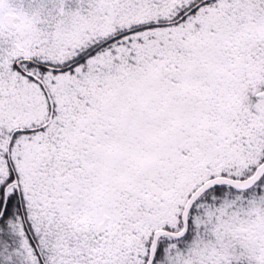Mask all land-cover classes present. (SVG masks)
Wrapping results in <instances>:
<instances>
[{"label": "snow or ice", "instance_id": "obj_1", "mask_svg": "<svg viewBox=\"0 0 264 264\" xmlns=\"http://www.w3.org/2000/svg\"><path fill=\"white\" fill-rule=\"evenodd\" d=\"M0 264H264V0H0Z\"/></svg>", "mask_w": 264, "mask_h": 264}]
</instances>
